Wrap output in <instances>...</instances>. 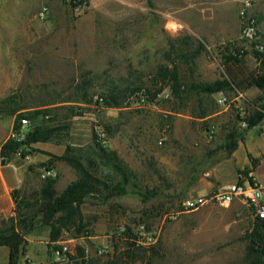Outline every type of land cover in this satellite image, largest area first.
<instances>
[{"label": "rangeland", "instance_id": "obj_1", "mask_svg": "<svg viewBox=\"0 0 264 264\" xmlns=\"http://www.w3.org/2000/svg\"><path fill=\"white\" fill-rule=\"evenodd\" d=\"M242 2L84 0L76 7L75 0H0V101L10 95L20 96L18 105L24 106L62 101L74 95L82 80H91L88 102L51 106L54 120L48 123L56 132L50 143L63 145L66 150L40 169L45 164L53 167L57 160L72 167L62 159L71 147L68 156L80 158L102 182L96 185L99 191L89 195L82 205L83 231L71 229L55 243H46L48 227L30 231L26 239L37 242L27 241L20 264L246 263L247 236L255 224L248 207L235 201L228 207L210 204L186 211L182 204L195 196L189 182L200 160L195 151L202 147L189 144L218 145L223 138L226 143L229 133L238 128L245 130L252 116L264 114V103L257 105L260 97L251 101L243 94L237 99L239 90L221 91L234 102L230 115L212 117L224 107L217 103L220 92L212 98L204 96L200 103L201 96L196 93L177 97L164 82L167 86L154 102H141L133 96L127 97L121 108L105 104L108 109L104 110L93 105L94 97L104 96L112 84L126 88L140 82L144 88L155 90L158 87L153 81L161 66L177 65L181 78L188 82L214 84L223 80L230 69L226 64L230 48L243 43ZM43 8L47 9L44 17ZM261 12L264 0H253L248 16L257 20ZM169 25L174 29L168 30ZM219 29L224 35L217 38ZM186 37L193 38L190 50L197 47L196 39L206 45L194 66L179 57L181 52L173 47L179 48ZM248 55L252 65L264 58L256 51ZM210 103L215 113L199 118L203 111L211 112ZM71 106L75 116L66 109ZM78 108H82L81 115ZM39 122L41 119L36 120V124ZM96 125L109 135V152L117 155L121 149L135 159L130 160L136 174L122 187L123 194L117 191L121 178L101 158L95 143ZM162 138L163 144L159 145ZM250 165L247 172L237 171V177L243 174L260 181L264 155H250ZM40 169V188H25L18 195V204L23 195L32 200L49 180L41 177ZM55 170L57 177L53 180L57 184L60 172ZM40 220L37 217L35 222ZM60 243L70 247L67 263H58L52 256L53 247ZM0 264H9L7 247H0Z\"/></svg>", "mask_w": 264, "mask_h": 264}, {"label": "trees", "instance_id": "obj_2", "mask_svg": "<svg viewBox=\"0 0 264 264\" xmlns=\"http://www.w3.org/2000/svg\"><path fill=\"white\" fill-rule=\"evenodd\" d=\"M77 5H82L84 0H75ZM151 3V0H148ZM192 37H186L179 43V48L173 44L174 49H178L181 54L179 57H183V60L188 65L194 66L197 58L200 57L202 52L206 50V45L200 39H196L197 47L190 50ZM236 61L231 56H228L227 61ZM226 77L223 80H219L214 84L209 83H194L188 82L181 78V74L177 65L172 67L161 66L155 75L153 83L157 86L155 90L144 88L141 83H137L121 88L117 85L108 87L105 97V104L107 106H116L121 108L127 97L136 98L144 95L146 101L154 102L158 95H160L165 87L162 83H167L172 89L175 96L181 97L183 94L189 95L190 93H196L197 96H201L200 103L203 101L204 96L206 98H212L215 94L221 91H236L242 92L240 87L241 82L233 76L230 70L225 72ZM250 83L260 88L264 93V70L260 75L251 76ZM129 81V80H128ZM92 83L91 80H82L75 88L74 95L61 100L54 99L52 102H40L37 106L39 109L33 112H25L17 116L16 123H19L22 119H41V122L37 123L30 129V135L27 134L23 141H18L10 138L2 147V157L5 159H11L17 152L22 149L24 145H30L41 142H50L54 138L55 128L49 125V121L53 122L54 108L51 107L57 103H74L76 105L84 104L89 101V89ZM138 96V97H137ZM20 96L10 95L0 101V112L7 114L15 108L23 105H18L17 100ZM60 101V102H59ZM211 112L203 111L199 118L204 119L211 114L215 113L213 103ZM83 107V106H80ZM24 109V108H22ZM70 110L71 116H75L73 112V106L66 108ZM80 115L82 114V108H78ZM78 115V114H77ZM51 117L50 120H47ZM47 118V119H46ZM264 119V114H257L249 119L248 128L245 130H239L241 128L233 130L226 137V149L229 153H232L237 149L239 141L244 139L245 133L251 128L258 125ZM239 127V126H238ZM28 132V133H29ZM72 149L69 147L67 156H63V160L67 161L78 173L76 181L71 183L60 195L55 190L56 180H46L40 193L35 195L32 200L25 197L21 204H17L16 215L9 218H1L0 226V247H7L9 249V264H20L23 257V248L27 244V234L38 228L48 227L50 228L49 243H55L59 241L64 232H68L71 229L77 230L81 233L84 229V215L82 211V205L85 203V199L92 193L98 192L97 184H101V180L95 175L89 172V170L83 165L80 158L77 156H68ZM107 163H110L116 175L121 178L122 183H117V191L119 194L125 193L122 188L125 186L129 178L133 175V172L129 167L121 160L116 153H111L108 149H98ZM91 168L94 166V162H91ZM249 169L246 168L247 172ZM16 193V192H15ZM25 209V210H24ZM41 217V220L37 224L35 219ZM249 241L248 254L245 264H264V218L255 217L254 228L247 236Z\"/></svg>", "mask_w": 264, "mask_h": 264}, {"label": "crops", "instance_id": "obj_3", "mask_svg": "<svg viewBox=\"0 0 264 264\" xmlns=\"http://www.w3.org/2000/svg\"><path fill=\"white\" fill-rule=\"evenodd\" d=\"M258 27L261 32V40L264 42V12L258 16ZM168 30H173V26H167ZM224 35L219 29L216 33L217 38ZM214 38V36H213ZM216 42V37H215ZM247 55L244 59L236 61H227L226 64L230 68L233 76L241 82L240 87L242 94L248 95L253 101L260 97L257 105L264 103L262 98L263 91L250 83L251 76H257L264 70V58L258 62L250 64L251 56ZM248 59V61H246ZM252 65V66H251ZM8 97V96H7ZM242 96L237 97L240 99ZM24 108V109H22ZM223 110H217L212 117L230 115L227 107ZM39 109L37 106H21L15 108L11 113L0 114V217L9 218L16 215V207L19 203L18 195L24 192L25 188L36 186L41 183L37 172L44 163H49L54 156H62L66 147L51 145L50 142H41L30 144V148L34 150V155L29 161L21 159L15 154L11 159L2 157L1 151L5 143L11 138V133L15 127L17 116L25 112H33ZM47 119V118H46ZM31 128L36 125V121L32 120ZM34 124V125H33ZM260 127L259 131L254 130ZM30 128V129H31ZM224 128H226L224 126ZM264 121L251 128L244 135V139L239 141L238 147L232 153L228 154L223 138L220 144H211L203 142L202 144L191 143L189 146L201 145L196 154L199 155V161L195 163L190 178L191 191L193 195H204L229 186L237 181V171L251 167L250 155L253 157L264 155ZM222 145V146H221ZM174 150V149H173ZM117 156L124 161L129 169L136 174L131 160H135L132 155H128L121 149L117 150ZM171 157V155L169 156ZM53 167L60 172V180L56 184L57 194L60 195L71 183L77 180V174L72 167L65 165L63 162L55 161ZM227 175V177H225ZM260 183L264 184V173L259 172ZM261 184V185H262ZM41 186V185H40ZM263 186V185H262ZM36 188V189H37ZM16 192V193H15ZM20 192V193H19ZM24 198V195L21 197ZM46 243H49V236L46 237ZM31 243L37 242L34 239L27 238ZM42 243V242H41Z\"/></svg>", "mask_w": 264, "mask_h": 264}, {"label": "built area", "instance_id": "obj_4", "mask_svg": "<svg viewBox=\"0 0 264 264\" xmlns=\"http://www.w3.org/2000/svg\"><path fill=\"white\" fill-rule=\"evenodd\" d=\"M243 9L241 11V16L244 20L241 40L243 43L237 48H230L229 56L236 60L245 58L249 52L256 51L264 56V42H262L261 32L258 27L257 20L251 16H248V11L252 7L253 0H243ZM47 12L46 8L42 10V16L44 17ZM243 94L238 91V97ZM241 97V98H242ZM144 95L141 96V102H146ZM217 103L221 106L231 108L233 106L232 101L228 99L225 93L220 92L217 98ZM93 105L96 107L100 106V109H108L105 107V97L103 95H96L93 100ZM242 127H247L245 122H241ZM31 123L27 119H22L19 123L15 124V127L11 133V138L23 141L28 132L30 131ZM164 138H162L158 143L162 145ZM95 143L100 148H108L110 146V138L105 130L100 125L95 126ZM30 145L22 146V149L17 152V155L26 161H29L34 155V150H32ZM41 177L43 179H55L57 177V171L55 168L45 164L44 167L40 169ZM235 201H240L246 207H248L254 217L264 218V187L259 181L251 177H246L243 174H239L237 181L229 186L204 194L197 195L194 197L186 198L183 201V208L186 211L198 210L201 207L216 204L224 207L231 206ZM71 253L70 247L64 243H60L53 247L52 256L54 260L58 263H67L70 261L69 254ZM31 264V263H24Z\"/></svg>", "mask_w": 264, "mask_h": 264}, {"label": "water", "instance_id": "obj_5", "mask_svg": "<svg viewBox=\"0 0 264 264\" xmlns=\"http://www.w3.org/2000/svg\"><path fill=\"white\" fill-rule=\"evenodd\" d=\"M30 134H31V132L28 133V135H30Z\"/></svg>", "mask_w": 264, "mask_h": 264}]
</instances>
